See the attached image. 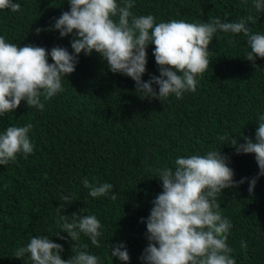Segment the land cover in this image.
<instances>
[{
  "label": "trees",
  "instance_id": "obj_1",
  "mask_svg": "<svg viewBox=\"0 0 264 264\" xmlns=\"http://www.w3.org/2000/svg\"><path fill=\"white\" fill-rule=\"evenodd\" d=\"M18 12L0 9V37L18 46L32 44L50 50L54 46L72 52V36L60 37L50 26L68 11V0H17ZM120 3V0H117ZM136 16L152 15L155 22L183 20L203 23L219 17L236 22L248 15L253 33L264 34V12L253 0H133ZM41 29L37 34L36 29ZM241 34L217 32L209 48V67L197 77L195 92L174 94L165 100L141 98L135 82L112 73L93 52H81L75 71L62 77L63 91L41 101L43 110L21 101L14 112L0 117V133L8 126L32 124L28 136L33 152L18 153L15 161L0 165V264H31L28 255L14 252L32 236H49L63 246L62 259L74 255L71 248L87 251L99 264H144L139 257L148 241L146 224L152 201L162 191L158 170L174 168L178 156L206 155L219 151L233 169V179L248 178L217 195L222 217L232 227L227 244L236 264H264V175L252 193L249 180L259 171L254 154H236L219 137L232 134L238 143L254 139L258 116L264 114V58H244L250 51ZM149 44L142 80L159 75ZM49 63L51 57L49 56ZM158 91V86L153 84ZM111 183L108 195L93 198L82 184ZM115 194L116 199H111ZM63 196L70 197L65 204ZM60 210V211H59ZM95 215L100 221V246L80 234L72 241L59 216ZM123 242L129 261L111 257L109 245ZM247 248L242 249L241 243ZM87 245V248L84 246Z\"/></svg>",
  "mask_w": 264,
  "mask_h": 264
},
{
  "label": "clouds",
  "instance_id": "obj_2",
  "mask_svg": "<svg viewBox=\"0 0 264 264\" xmlns=\"http://www.w3.org/2000/svg\"><path fill=\"white\" fill-rule=\"evenodd\" d=\"M70 8L63 11L50 26L58 30L60 37L72 36L67 48L54 46L50 50L27 44L18 46L0 37V117L14 112L21 101L28 108L43 110L44 103L63 91L62 77L75 71L78 56L95 52L106 62L112 73H120L135 82L141 98L160 101L174 94L177 99L184 92H195L197 77L209 67V44L217 32L243 34L250 51L244 57L254 62L264 58V34L253 33L249 23L256 17L248 15L236 22L219 17L203 23L183 20L155 22L152 15L136 16L131 12L133 0H68ZM257 12H264V0H253ZM17 0H0V9L18 12ZM41 29H36L37 34ZM154 45L152 55L159 75L142 80L146 72L147 47ZM49 56L51 63H49ZM158 86V91L153 88ZM258 127L254 139L243 137L238 143L232 134L219 139L235 148L236 154H254L258 173L249 180V193L253 192L259 176L264 175V114L257 118ZM32 124L8 126L0 133V165L15 161L17 154L25 158L33 152L28 136ZM229 158L219 151L206 155L178 156L174 168L158 170L162 191L152 201L146 224V239L140 260L144 264H236L230 255L233 251L227 244L231 222L222 217L217 195L223 189L238 187L248 178L233 179L234 171L228 166ZM82 184L93 198L106 196L113 188L111 183L92 184L84 178ZM111 199L115 200L113 194ZM65 204L70 197L63 196ZM60 211V210H59ZM72 222L67 215L59 216L60 239L66 232L74 242L81 233L89 237L91 244L99 247L100 221L95 215L77 217L72 213ZM87 248V245L84 246ZM246 249V242L241 243ZM111 257L129 261V253L123 242L109 245ZM74 255L62 259L63 246L49 236H32L26 246L18 248L13 257L20 259L26 254L31 264H99V258L87 251L71 248Z\"/></svg>",
  "mask_w": 264,
  "mask_h": 264
}]
</instances>
